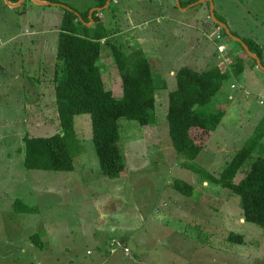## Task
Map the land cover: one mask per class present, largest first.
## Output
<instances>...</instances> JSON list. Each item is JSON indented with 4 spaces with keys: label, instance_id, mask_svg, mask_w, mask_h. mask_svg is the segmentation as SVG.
<instances>
[{
    "label": "rangeland",
    "instance_id": "obj_1",
    "mask_svg": "<svg viewBox=\"0 0 264 264\" xmlns=\"http://www.w3.org/2000/svg\"><path fill=\"white\" fill-rule=\"evenodd\" d=\"M48 1L57 5L23 0L10 6L0 0V249L7 251L0 253V264H264V225L245 221L240 197L204 177L206 172L217 175L264 121V71L234 40L228 39L223 53L242 58L243 70L214 97V107L224 109L216 129L194 132L203 145L198 156L177 152L168 135L173 73L182 65L201 69L212 63L213 53L218 55L214 19H206L203 6L208 0L186 11L181 9L188 0H179L180 6L173 0H112L102 8L110 37L128 51H143L155 82L166 85L155 92L153 123L119 120L124 168L118 177L100 170L88 113L74 115L83 149L75 153L72 170L22 164L24 135L59 130L53 77L60 63L56 47L62 6L79 13L96 3ZM213 2L217 19L239 36L259 34L264 45V0ZM105 45L98 59L102 79L121 97V80ZM176 178L192 185L190 196L173 189ZM230 232L240 234L242 242L227 240ZM33 233L41 247L28 244Z\"/></svg>",
    "mask_w": 264,
    "mask_h": 264
},
{
    "label": "trees",
    "instance_id": "obj_2",
    "mask_svg": "<svg viewBox=\"0 0 264 264\" xmlns=\"http://www.w3.org/2000/svg\"><path fill=\"white\" fill-rule=\"evenodd\" d=\"M193 1L196 0H188L186 4ZM105 3L106 0H96L93 6L103 7ZM91 8L79 12V15L74 10L62 8L56 47V58L60 63L56 65L53 77L60 126L51 135H24L20 151L23 152L22 164L25 168L72 170L75 153L83 149L82 143L77 142L74 115L88 113L100 170L105 176L118 177L124 168L119 146V120H135L142 125L155 120V92L165 88V81L162 80L160 84L155 82L151 61L143 51L136 48L128 51L115 37H110L97 14L99 11L92 13L93 23L87 25ZM214 25L219 27V34L225 37L226 42L232 40L223 27L216 23ZM239 37L261 58L264 66L263 46L250 36ZM236 43L248 56L240 43ZM103 45L109 49L120 77L121 97H115L112 90L104 85L98 64ZM252 61L256 66L253 58ZM227 62L230 65L222 62L201 69L182 65L173 73L176 86L167 92L168 135L172 147L189 158H196L203 147L196 141L194 132L201 130L211 134L224 114L223 107H214L215 95L229 77L243 70L242 58L234 57ZM263 137L264 121H261L217 175L204 174L211 182L238 195L243 219L259 225H264ZM172 187L187 196L193 191L192 185L180 178L172 182ZM13 207L19 211L32 210L31 206ZM36 236V233L30 234L29 239L38 244ZM227 240L240 243L242 236L230 232Z\"/></svg>",
    "mask_w": 264,
    "mask_h": 264
},
{
    "label": "water",
    "instance_id": "obj_3",
    "mask_svg": "<svg viewBox=\"0 0 264 264\" xmlns=\"http://www.w3.org/2000/svg\"><path fill=\"white\" fill-rule=\"evenodd\" d=\"M22 1H23V0H17L16 2H9V1L6 0V2H7L9 5H11V6H17V5L21 4ZM33 1H34L35 3H37V4H39V5H47V4L57 5V3H53V2H50V1H48V0H33ZM109 1H110V0H106V2H108V3H109ZM203 1H206V0H198V1H196V2H192V3H190L189 6L195 5L196 3L203 2ZM208 2H209V9H210L211 17H212V19H214V23H216V24H218L219 26L223 27L224 30H225V32H226V34L228 35L229 38H231L232 40H234V41H236V42H239L240 45L242 46V48L244 49V51L246 52V54L255 60V62H256V66H257V67H260L261 69L264 70V66L262 65L261 58H260L255 52H253V51H251V50L249 49L248 45L242 40L241 37L234 35V34L231 32L230 28L228 27V25H227L226 23L220 21L219 19H217V18L215 17V15H214V9H213V0H208ZM176 3L178 4V6H180V2H179V0H176ZM61 6H62V5H61ZM63 7H65V6L63 5ZM66 8H68V7H66ZM101 8H102V7H93V8H91V9L89 10V19H90V22L93 21L92 16H91L92 10H94V9H97V10H98V9H101ZM68 9H70V8H68ZM182 9H183V8H182ZM70 10H72V9H70ZM75 14H76V15H79L76 11H75ZM80 19H81V18H80ZM86 24H89V23H86Z\"/></svg>",
    "mask_w": 264,
    "mask_h": 264
},
{
    "label": "crops",
    "instance_id": "obj_4",
    "mask_svg": "<svg viewBox=\"0 0 264 264\" xmlns=\"http://www.w3.org/2000/svg\"><path fill=\"white\" fill-rule=\"evenodd\" d=\"M111 2H112V0H110L109 1V3L108 2H106L105 4H104V6L103 7H106V6H110V4H111ZM174 4H176L175 2H174ZM221 4V3H220ZM219 4V6H221ZM178 5V4H177ZM181 5V4H180ZM11 6V5H10ZM96 7V6H95ZM102 7V8H103ZM190 6L188 5V7H185V8H183V9H181V11H186L188 8H189ZM102 8L101 9H95V11L97 10V11H99L97 14H98V16L99 17H101V10H102ZM168 8H166V10H167ZM213 9H215V4H214V2H213ZM225 9H226V6H225ZM88 16H89V13H88ZM91 16H92V13H91ZM167 17H169L168 15H166ZM169 18H171V19H176L177 17H176V15H174V16H170ZM232 18V17H231ZM210 19H212V17H210ZM213 20V19H212ZM231 21L232 22H235V20L234 19H231ZM91 22H93V21H91ZM90 21L89 22H87V23H91ZM214 22V21H213ZM88 25V24H87ZM244 26V30H245V24L243 25ZM229 27V26H228ZM230 28V27H229ZM247 36H250V37H252V38H254L256 41H258L262 46H263V48H264V45L262 44V41H261V38H260V36H259V34L257 35L256 34V36L255 35H250V33L248 32L247 33ZM12 38H14V36H12L11 37V39ZM177 44V42L173 45V46H175ZM228 45V44H227ZM214 49H215V47H214ZM264 50V49H263ZM226 53H227V51H226ZM232 53V52H231ZM214 54V58H213V61H212V63H210V64H221L222 62H225V63H227V61H224V60H218L216 57H215V54L216 53H213ZM230 54V53H229ZM217 55V54H216ZM228 56V55H227ZM198 58H202V55L200 56V55H198L197 56ZM229 57V56H228ZM229 59H230V57H229ZM206 63V62H205ZM209 65V64H208ZM260 68V67H259ZM261 69V68H260ZM263 70V69H262ZM264 71V70H263ZM13 206V205H12ZM14 209H16L15 207H13ZM17 210V209H16ZM19 211V210H18ZM30 246H42V244L41 243H38V244H36L35 242H33V241H29V243H28ZM3 245V243L0 241V246H2ZM0 253L1 254H6L7 253V251L6 250H2V249H0ZM37 263H39V262H36V263H34V264H37Z\"/></svg>",
    "mask_w": 264,
    "mask_h": 264
},
{
    "label": "built area",
    "instance_id": "obj_5",
    "mask_svg": "<svg viewBox=\"0 0 264 264\" xmlns=\"http://www.w3.org/2000/svg\"><path fill=\"white\" fill-rule=\"evenodd\" d=\"M216 30H217V33H216V39H217V42L215 43V49H216V52L218 53V55H217V57L218 58H222L221 60H229V57L227 56V57H225L224 56V49H226L227 48V42H226V39H225V37H222L220 34H219V27H217L216 28ZM234 84H231L230 85V87L231 88H234ZM229 97H231V96H229ZM263 105H264V103H263ZM125 249H127V248H125ZM37 264H39V263H37Z\"/></svg>",
    "mask_w": 264,
    "mask_h": 264
},
{
    "label": "flooded vegetation",
    "instance_id": "obj_6",
    "mask_svg": "<svg viewBox=\"0 0 264 264\" xmlns=\"http://www.w3.org/2000/svg\"><path fill=\"white\" fill-rule=\"evenodd\" d=\"M175 3H176V0H173ZM207 1V0H206ZM180 2V1H179ZM194 2V1H193ZM196 2V1H195ZM203 2H205V1H203ZM190 3H192V2H189V3H187V4H189L190 5ZM200 3V2H199ZM199 3H196L195 5H192V6H196L197 4H199ZM208 3V4H207ZM181 4V3H180ZM186 4V5H187ZM192 6H190V7H192ZM205 8H206V10H205V12H206V14H205V17H206V19H210V17H211V13H210V9H209V2H206V4L205 5H203ZM214 15H215V9H214ZM220 21H222V22H224L225 23V21L224 20H222V19H219Z\"/></svg>",
    "mask_w": 264,
    "mask_h": 264
}]
</instances>
